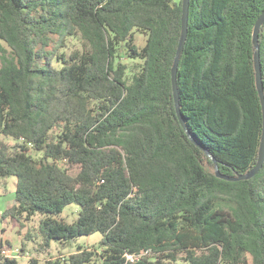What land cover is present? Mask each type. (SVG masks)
Returning a JSON list of instances; mask_svg holds the SVG:
<instances>
[{
	"label": "trees",
	"instance_id": "1",
	"mask_svg": "<svg viewBox=\"0 0 264 264\" xmlns=\"http://www.w3.org/2000/svg\"><path fill=\"white\" fill-rule=\"evenodd\" d=\"M263 10L264 0H189L177 88L192 142L170 78L181 0H0V178L16 177L2 217L42 213L43 249L102 235L99 251L79 247L67 264H264V163L227 181L207 155L229 177L256 163L252 30ZM135 30L147 35L140 50ZM70 37L82 48L59 52ZM121 43L142 61L130 77ZM258 45L264 94V24ZM70 203L76 221L52 217Z\"/></svg>",
	"mask_w": 264,
	"mask_h": 264
},
{
	"label": "rangeland",
	"instance_id": "2",
	"mask_svg": "<svg viewBox=\"0 0 264 264\" xmlns=\"http://www.w3.org/2000/svg\"><path fill=\"white\" fill-rule=\"evenodd\" d=\"M133 45L140 50L146 42L147 35L141 31H134ZM0 46L7 49L5 44L0 41ZM82 48L79 38H66L64 48L59 52L66 54L74 50ZM119 61L128 66L127 77H130L132 72L135 71L142 63L140 59L129 57L123 43L118 46ZM53 65H56L52 62ZM5 142L11 145H16L17 141L11 138H5ZM31 155L38 156L36 152L29 151ZM16 187V177L10 176L0 178V244L3 248H15L24 251L21 252L20 257L17 258L18 264H29L31 259L36 260L38 264H45L46 261L59 260L60 264H67L65 260L69 255L76 253L80 248L99 251L100 241L102 235L98 232L88 236H79L68 241L51 240L47 249L41 247L42 239L37 236V229L43 214L36 212L29 220H24L22 216L12 218L10 216L3 218L2 214L5 210L10 208L14 203ZM79 206L75 203L68 204L60 214L53 215L56 220H61L66 223H73L78 217ZM173 264H186L183 261H177Z\"/></svg>",
	"mask_w": 264,
	"mask_h": 264
},
{
	"label": "water",
	"instance_id": "3",
	"mask_svg": "<svg viewBox=\"0 0 264 264\" xmlns=\"http://www.w3.org/2000/svg\"><path fill=\"white\" fill-rule=\"evenodd\" d=\"M181 5H182V11H181V18H180V21H181L180 38H179L177 50L175 53L173 65L170 70V78H171L172 97H173V102H174L177 118L182 128L186 131V134L189 137V139L192 142H194V139L188 133L185 127L184 121L182 119V116L179 110V95H178V88H177V69H178L180 55L182 53L185 40H186V36H187L189 0H181ZM263 24H264V10L260 13L258 18L256 19L254 26H253V30H252V45L255 50L254 55H253V65H254V71H255V85H256L257 93L259 95L261 112H262V132H261V138H260V143H259L258 152H257L256 163L254 167L248 172L235 176V177H229V176L221 175L218 172L216 161L209 154H207L215 164V175L218 178L227 180V181L249 180L259 172V170L262 168L263 163H264V94H263V84H262V79H261L259 45H258V35H259L260 28Z\"/></svg>",
	"mask_w": 264,
	"mask_h": 264
},
{
	"label": "built area",
	"instance_id": "4",
	"mask_svg": "<svg viewBox=\"0 0 264 264\" xmlns=\"http://www.w3.org/2000/svg\"><path fill=\"white\" fill-rule=\"evenodd\" d=\"M20 254H21V250L15 249V248H11V249L10 248H2L0 250V255L5 257V258H15V259H17V258L20 257ZM125 258L127 260H131V261L134 259L132 256L127 255V254H125Z\"/></svg>",
	"mask_w": 264,
	"mask_h": 264
},
{
	"label": "crops",
	"instance_id": "5",
	"mask_svg": "<svg viewBox=\"0 0 264 264\" xmlns=\"http://www.w3.org/2000/svg\"><path fill=\"white\" fill-rule=\"evenodd\" d=\"M0 245H1V247L3 248V245H2V243H1Z\"/></svg>",
	"mask_w": 264,
	"mask_h": 264
}]
</instances>
